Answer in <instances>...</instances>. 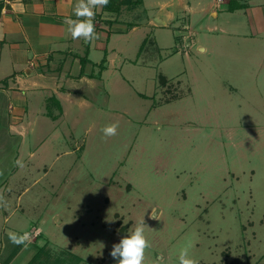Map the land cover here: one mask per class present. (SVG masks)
<instances>
[{
  "label": "rangeland",
  "instance_id": "374dc122",
  "mask_svg": "<svg viewBox=\"0 0 264 264\" xmlns=\"http://www.w3.org/2000/svg\"><path fill=\"white\" fill-rule=\"evenodd\" d=\"M161 30V48L136 42L85 89L93 106L49 132L46 164L21 170L0 125V264H116L113 244L142 219L144 264H179L184 247L198 264H264V48L202 55Z\"/></svg>",
  "mask_w": 264,
  "mask_h": 264
},
{
  "label": "crops",
  "instance_id": "0c3cea01",
  "mask_svg": "<svg viewBox=\"0 0 264 264\" xmlns=\"http://www.w3.org/2000/svg\"><path fill=\"white\" fill-rule=\"evenodd\" d=\"M77 2L0 0L1 132L16 142L15 164L21 161L20 150L28 138L29 146H37L21 163V170L28 173L35 164L49 161L44 151L53 138L49 132L57 124L61 128L71 110L93 106L85 89L106 83L113 76L112 68H119L120 56L127 53L124 49L136 48V42L141 48L148 43L161 48L166 42L161 29L174 27L181 30L175 42L189 43L191 36L194 44L199 42L196 48L202 55L209 48H264V0H120L118 10L95 9L93 23L100 38L90 42L73 40L64 23L66 18L76 19ZM61 138H56L58 143ZM3 213L9 219L0 206Z\"/></svg>",
  "mask_w": 264,
  "mask_h": 264
},
{
  "label": "clouds",
  "instance_id": "9594fccd",
  "mask_svg": "<svg viewBox=\"0 0 264 264\" xmlns=\"http://www.w3.org/2000/svg\"><path fill=\"white\" fill-rule=\"evenodd\" d=\"M109 0H78L74 7L76 19L66 18L64 23L67 25V32L73 40L83 39L90 42L99 39V34L95 31L93 23L95 18V9L107 6ZM118 124L106 125L102 132L105 136H115L117 134ZM22 167L23 165L17 161ZM2 199V197H0ZM151 219L159 220L157 210L153 209ZM145 221L142 219L129 229L127 235L123 236L118 243L113 244L110 256L116 261V264H144L145 251L151 245L145 236ZM9 239L14 244H25L30 242V234L24 232L22 235L9 233ZM179 264H198V262L189 255V248L184 247L179 252Z\"/></svg>",
  "mask_w": 264,
  "mask_h": 264
},
{
  "label": "trees",
  "instance_id": "16d2710c",
  "mask_svg": "<svg viewBox=\"0 0 264 264\" xmlns=\"http://www.w3.org/2000/svg\"><path fill=\"white\" fill-rule=\"evenodd\" d=\"M119 2V4H117ZM123 3H120V0H109V3L107 6H105V9H116L118 10L120 8V6L122 5ZM117 5V6H116ZM245 6L244 5H238V8H244ZM232 9H235V7Z\"/></svg>",
  "mask_w": 264,
  "mask_h": 264
}]
</instances>
